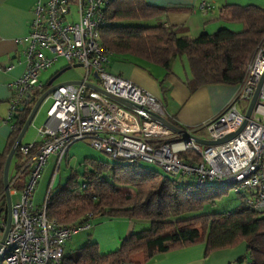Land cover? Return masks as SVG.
<instances>
[{
  "label": "built area",
  "instance_id": "built-area-1",
  "mask_svg": "<svg viewBox=\"0 0 264 264\" xmlns=\"http://www.w3.org/2000/svg\"><path fill=\"white\" fill-rule=\"evenodd\" d=\"M110 2L34 0L23 51L24 67L11 84L13 93L3 121L11 122L23 98L42 89L39 76L57 59L68 65L78 63L84 72L79 84L59 86L49 95L51 104L45 122L37 129L40 140L17 147L24 158L21 168H26V176L21 188L13 192L18 200L10 204V223L0 244V264H61L65 243L90 228V220L60 224L48 218L46 205L52 181L39 206L33 204V190L48 157H53L54 168L68 147L82 139H88L93 148L113 160L156 164L168 176L192 177L198 187L212 183L231 188L243 196L244 205L264 217V35L227 103L200 126L182 129L203 140L235 133L224 142L202 145L152 119V115L164 117L161 104L144 89L106 71L108 54L100 46L99 30L107 24L104 10ZM198 7L201 11L210 9L211 0H201ZM93 73L95 86L132 107L86 86L93 84ZM185 151L196 152L199 162L182 159L180 154ZM4 228L5 218L0 217V239ZM242 264L254 262L247 258Z\"/></svg>",
  "mask_w": 264,
  "mask_h": 264
},
{
  "label": "trees",
  "instance_id": "trees-1",
  "mask_svg": "<svg viewBox=\"0 0 264 264\" xmlns=\"http://www.w3.org/2000/svg\"><path fill=\"white\" fill-rule=\"evenodd\" d=\"M168 10L144 0H111L104 10L107 24L99 30L100 46L108 55L128 54L165 69L174 58L183 55L192 87L208 83L236 85L264 35V8L222 5L218 19L239 22L241 30L219 28L193 38L181 35L178 27L160 22ZM149 19H155L156 23L130 24ZM45 89L43 84L40 91L27 94L10 122V133L0 153V208L4 207L5 157L34 102ZM171 123L185 129L176 121ZM180 157L194 163L200 160L193 151H185ZM13 158L17 159L18 179L20 174H26V168H21L24 158L18 149ZM111 160L109 163L85 159L81 182L70 174L64 184L51 188L46 215L60 224L109 217L143 220L148 222V227L131 232L115 250L105 254L98 252L95 243L83 245L73 256H63L61 264H141L157 255L196 244H203L207 255L242 242L245 255L240 259L250 258L254 264H264V217L250 207L242 204L229 212L176 219L213 203L226 187L212 183L199 187L193 182L178 184L171 176L138 163Z\"/></svg>",
  "mask_w": 264,
  "mask_h": 264
},
{
  "label": "crops",
  "instance_id": "crops-1",
  "mask_svg": "<svg viewBox=\"0 0 264 264\" xmlns=\"http://www.w3.org/2000/svg\"><path fill=\"white\" fill-rule=\"evenodd\" d=\"M144 1L150 5L169 8L161 16L160 22L165 26L180 28L181 35L191 38L202 32L206 33V20L209 19L208 12L212 11L213 8L215 10V7H217L218 17L219 9L222 5H238L235 4V1L223 3V0H211L212 7L201 11L198 7L201 0ZM33 4L34 0H0V153L4 149L10 133V122H4L3 120L6 116L8 100L13 93L11 84L21 74L24 67L23 51L27 46L26 36ZM253 4L264 8V1L254 2ZM211 17L214 16L211 15ZM153 20L152 23L141 25H153L156 23V20ZM217 26L221 27L222 25L216 24ZM182 56L174 58L169 68L165 69L128 54H109L105 69L108 73L121 76L150 93L161 104L164 110V118L168 121H176L185 129H194L211 119L227 103L235 91V85L208 83L192 87L186 58ZM64 63L66 66L63 69L71 66L66 64L65 61ZM63 69H60L55 75L60 74ZM92 83L96 84L94 81ZM47 98L51 104V98L49 96ZM37 112L38 109L24 133V135L28 133L27 138L24 141L21 139V144L40 140L37 135V129L43 126L45 115L42 116V119L37 118ZM16 165L17 159L11 158L7 173L8 194L11 203H13L11 201L13 196H16L18 200V194H13V192L21 188L26 176V174H23L22 180L17 184V187H14L17 181L14 178L18 174ZM52 168L53 157L50 158L49 173H51ZM10 169L14 175L12 178L9 177ZM11 179H14L13 183H11ZM48 180L41 185V190L39 188L37 193L34 191L33 204L35 206H39L41 203ZM4 208H0L1 218H5ZM90 223L89 229L77 232L65 243L63 256H73L79 247L88 243H95L100 254L111 252L131 232L148 227V222L146 221L127 218L98 217L91 219ZM237 247L239 246L215 250L204 255L203 244H196L157 255L141 264H242L247 258L240 259L244 257L245 252L242 254L241 248Z\"/></svg>",
  "mask_w": 264,
  "mask_h": 264
},
{
  "label": "rangeland",
  "instance_id": "rangeland-1",
  "mask_svg": "<svg viewBox=\"0 0 264 264\" xmlns=\"http://www.w3.org/2000/svg\"><path fill=\"white\" fill-rule=\"evenodd\" d=\"M229 1H231V2L235 1L236 2L235 4H238V5H245V4L256 5L253 3L264 1V0H223V3L229 2ZM242 3H244V4H242ZM216 5H219V4H216ZM216 9H217V7H215V10L213 8L212 11L208 12L209 19L206 20V33H212L219 28L228 29L232 32H238L241 30L242 26L239 22L223 21V20L218 19ZM211 15H213L214 17H211ZM153 21H154L153 19H149V20H145V21H133V22H130V24H136V25H138V24H149V23H152ZM216 24H221L222 26L216 27ZM182 57L185 58L184 56H182ZM65 66L66 65H65L64 61L62 59H58L52 65L51 68L46 69L45 71H43L41 73V75L39 76V81L41 83L45 84L51 77L55 76L56 72H59L60 69H63V67H65ZM83 72L84 71L81 67H69L68 69L62 71L55 78L54 83H58L61 81H66V80H75V81L80 80L83 76ZM90 80L95 82V80L92 76L90 77ZM49 104H50V100L48 98L42 102V104L38 108V112L36 114V117L38 116L37 118L42 119V116L45 115V110L48 108ZM240 107L241 106H239V108ZM27 134L28 133H26L23 136L22 141L26 140ZM196 134L202 135V132H197ZM50 158H51V156L48 157L47 161L45 162V164L42 168L40 177L37 180V183L34 187L33 193H34V191H35V193H37L39 188L41 190V185L44 184L47 179H49L48 183H47L48 185L52 181L51 182L52 188H56V187L64 184V182L66 181V179L68 178V176L70 174H74L77 181L81 182V180H82L81 179V173L83 171V163H84L85 159L91 158V159H96V160H100L103 162H109V163L112 162V160L106 154H104L103 152H100V151L96 150L95 148H93L90 145L88 139H82V140H78V141L73 142L68 147L67 151L65 152V154L61 158V160L58 162V164L54 165V168H52L51 173H49L50 172ZM138 164L144 168L155 170V171L159 172L160 174L167 176V174H165L163 172L162 168L156 164L147 163L144 161H139ZM11 169L9 171V177L10 178H12L14 176ZM19 176L20 177H19V179H17L16 185L14 187H17V184L22 180L23 174H20ZM171 178H173L178 184H180L181 182H184L185 184L193 182L192 177H182L180 175H177V176H171ZM47 184L45 185V188H46ZM11 186H12V184H11ZM42 190H43V188H42ZM44 192H45V190H44ZM11 201L13 203L17 202V197L16 196L11 197ZM242 204H244L243 203V196L241 194H237L231 188H228L225 190V192L219 198H217L213 203L204 206L202 210L183 214L176 219H185V218L192 217V216L202 214V213L229 212V211H232V210L240 207ZM4 207H5V203H4ZM238 246L239 247H237V248H241V253L243 254L245 252V245L240 244Z\"/></svg>",
  "mask_w": 264,
  "mask_h": 264
},
{
  "label": "water",
  "instance_id": "water-1",
  "mask_svg": "<svg viewBox=\"0 0 264 264\" xmlns=\"http://www.w3.org/2000/svg\"><path fill=\"white\" fill-rule=\"evenodd\" d=\"M69 67H80V64L78 63H74L72 64L71 66H68L66 68H64L62 71L68 69ZM59 74L55 75L54 77H52L51 79H49L46 83H45V87L46 89L44 91L41 92V94L38 96V98L36 99V101L34 102L25 122L23 123L20 131L18 132L9 152L7 153L6 157H5V160H4V164H3V169H2V181H3V193H4V196H5V208H4V212H5V228L3 230V233H2V236H1V239H0V244L4 241V238H5V235H6V232H7V229H8V226H9V223H10V213H9V208H10V197H9V194H8V179H7V173H8V166H9V163H10V160L15 152V150L17 149L18 145L20 144L21 142V139L26 131V129L28 128V126L30 125L37 109L39 108L40 104L51 94V92L56 89L57 87L59 86H62V85H65V84H79L80 82L79 81H64V82H58V83H54L52 84V82L54 81V79L58 76ZM92 76L94 78H96V74L93 73ZM259 84H260V81L259 83L257 84L256 88L254 89V92L252 94V97L249 101V105H248V108L245 112V117H247L249 115V112H250V109H251V106L255 100V97H256V93H257V90H258V87H259ZM86 86L100 92V93H103L105 96L113 99L114 101L118 102L119 104L127 107V108H131L132 107V104L127 102L126 100H123L121 98H118L116 96H113V95H110V94H107L105 92H103L102 90H100L97 86H95L94 84H90V83H87ZM152 119H154L155 121L165 125L166 127L170 128L172 131H174L175 133H178V134H181L182 136H184L185 138L187 139H191L193 140L194 142H197V143H200L202 145H214V144H218V143H221V142H224L228 139H230L231 137H233L235 135V133H230V134H227L225 135L224 137H221L219 139H216V140H203V139H199L197 137H194L190 134H187L185 133L184 131H182V129L178 128L177 126H175L174 124H172L170 121H168L166 118L164 117H159V116H156V115H152Z\"/></svg>",
  "mask_w": 264,
  "mask_h": 264
},
{
  "label": "flooded vegetation",
  "instance_id": "flooded-vegetation-1",
  "mask_svg": "<svg viewBox=\"0 0 264 264\" xmlns=\"http://www.w3.org/2000/svg\"><path fill=\"white\" fill-rule=\"evenodd\" d=\"M52 84H54V83H52Z\"/></svg>",
  "mask_w": 264,
  "mask_h": 264
}]
</instances>
